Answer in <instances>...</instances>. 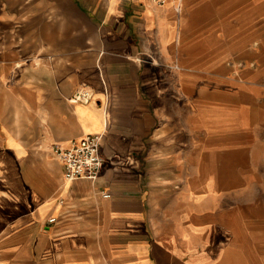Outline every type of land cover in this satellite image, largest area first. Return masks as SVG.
Listing matches in <instances>:
<instances>
[{"label": "crops", "instance_id": "obj_1", "mask_svg": "<svg viewBox=\"0 0 264 264\" xmlns=\"http://www.w3.org/2000/svg\"><path fill=\"white\" fill-rule=\"evenodd\" d=\"M66 1L0 0V264H264L263 2Z\"/></svg>", "mask_w": 264, "mask_h": 264}, {"label": "built area", "instance_id": "obj_2", "mask_svg": "<svg viewBox=\"0 0 264 264\" xmlns=\"http://www.w3.org/2000/svg\"><path fill=\"white\" fill-rule=\"evenodd\" d=\"M157 4L163 5L168 0H154ZM180 0H178L179 2ZM242 62L239 63L241 65ZM72 93L70 100L88 102L93 98V90L81 85ZM101 134L87 133L80 140L73 141L69 146L53 144L52 149L59 157L63 175L67 180L86 177L95 179L103 165V157L100 152ZM103 196H110V192H103ZM55 217H50L49 221H54Z\"/></svg>", "mask_w": 264, "mask_h": 264}, {"label": "rangeland", "instance_id": "obj_3", "mask_svg": "<svg viewBox=\"0 0 264 264\" xmlns=\"http://www.w3.org/2000/svg\"><path fill=\"white\" fill-rule=\"evenodd\" d=\"M60 2H62L63 4H65V3H67V1L66 0H59ZM237 1H239V2H253L254 3V5L256 6L258 3L260 4V3H262L263 2V6H261V8L263 7V10H264V0H237ZM14 9H17L16 7L14 8ZM11 20H13V19H11ZM14 21H16L15 19H14ZM17 22V21H16ZM15 22H13V21H11V26L14 24ZM242 66H243V62H242V64H241Z\"/></svg>", "mask_w": 264, "mask_h": 264}]
</instances>
